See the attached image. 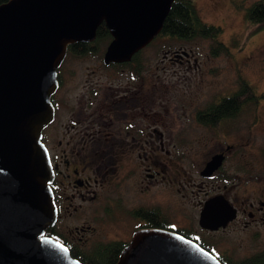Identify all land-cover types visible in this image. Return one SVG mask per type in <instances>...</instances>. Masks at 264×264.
Segmentation results:
<instances>
[{"label":"flooded vegetation","instance_id":"1","mask_svg":"<svg viewBox=\"0 0 264 264\" xmlns=\"http://www.w3.org/2000/svg\"><path fill=\"white\" fill-rule=\"evenodd\" d=\"M95 38L86 41L90 42V46L95 45L93 50L85 54L66 52L57 66L56 87L49 96L52 117L41 129L40 135L51 168L48 186L55 210L54 220L44 229V234L58 240L79 261L90 257L94 249L104 247H114L117 259L119 250L134 230L160 223L168 226L171 215L161 210L158 194L162 190L167 195L178 192L184 196L189 180L185 170L176 164L177 154L174 153L171 131L166 133L165 128L158 126V113L152 109L154 98L144 97L143 68H140L139 62L134 64L132 60L133 54L140 53L142 48L135 51L129 60L123 61L126 63L116 66L127 65L129 75L137 80L117 81L114 82L116 86L105 87L84 80L74 86L76 90L73 93L67 91V86L71 85L66 77L74 73L75 68H65L63 61L68 55L84 56L100 52L99 42L92 43ZM108 41L102 49V56ZM166 53L164 56L178 62L187 61L191 54L184 49H172ZM102 56L101 62L105 67L121 63H104ZM93 71L90 70L91 73ZM219 98L194 108L191 114L198 124L215 130L218 136L215 147L198 171L203 179L198 189L201 191V197L197 199L198 214L203 202L217 194L223 195L235 214L216 229L198 226L207 233L223 232L235 222L239 228L250 230L264 224V189L242 195L227 192L228 184L239 180V170L232 165L230 168L225 162L230 149L235 146L222 140L223 135L218 133V124L226 117L217 115L213 124L199 119L201 115L207 116V112L201 113L206 105ZM235 137L237 144L240 137ZM183 151L181 148L180 153ZM260 152V158L264 159V147ZM215 154L221 156L219 165L209 174L201 173ZM255 163L260 165L263 162L259 159ZM204 243L213 249L214 243L208 240ZM263 250L264 246L241 258L216 253L231 262Z\"/></svg>","mask_w":264,"mask_h":264},{"label":"water","instance_id":"2","mask_svg":"<svg viewBox=\"0 0 264 264\" xmlns=\"http://www.w3.org/2000/svg\"><path fill=\"white\" fill-rule=\"evenodd\" d=\"M172 0H5L0 2V264H82L44 234L55 217L41 129L67 44L90 41L103 22L111 38L104 63L123 62L160 31ZM215 154L202 168L219 165ZM221 194L207 198L197 223L216 229L234 217ZM113 264H222L176 230L132 232Z\"/></svg>","mask_w":264,"mask_h":264},{"label":"rangeland","instance_id":"3","mask_svg":"<svg viewBox=\"0 0 264 264\" xmlns=\"http://www.w3.org/2000/svg\"><path fill=\"white\" fill-rule=\"evenodd\" d=\"M192 1L202 21L221 27L215 39L157 36L142 47L138 56L143 68L144 97L154 98L152 109L158 113V126L165 128L166 133L171 131L176 164L189 178L184 196L178 192L167 195L161 190L159 205L166 215H171L167 227L180 228L195 238L211 241L215 252L241 258L264 246V224L247 230L234 222L225 231L213 233L204 232L198 226L197 199L201 197L198 189L203 180L198 171L215 147L218 136L215 130L198 124L191 114L194 108L237 88L240 81L250 85L257 95L256 101L243 104L235 115L219 122L218 133L223 135L222 140L235 144L225 162L239 170V180L228 184L227 192L242 195L264 189V159L260 152L264 147V23L250 22L244 16L245 7L255 0ZM107 41V38L98 41L100 52L67 56L63 66L75 68V72L66 77L71 85L67 86V91L73 93L74 86L84 80L97 82L99 87L137 80L129 75L127 65L105 67L102 64V49ZM215 41H222L227 51L210 53ZM172 49H184L191 54L187 61L170 60L164 55ZM236 135L240 137L237 144ZM181 148L184 153H180ZM259 159L263 162L260 165L255 163Z\"/></svg>","mask_w":264,"mask_h":264},{"label":"trees","instance_id":"4","mask_svg":"<svg viewBox=\"0 0 264 264\" xmlns=\"http://www.w3.org/2000/svg\"><path fill=\"white\" fill-rule=\"evenodd\" d=\"M2 1L5 0H0V2ZM244 16L250 22L264 23V1L255 0L250 3L244 9ZM220 32V26L201 20L198 14V10L192 0H172L169 10L162 21L160 31L154 37L163 35L170 38L191 39L200 36L215 39V37ZM95 35L96 38L94 41H92V43H95L99 40H105L106 38L110 37L109 32L103 22H100L97 25ZM90 45V42L86 41L71 42L67 44L66 52L68 54H85L95 48V45ZM220 51L226 52L227 46L222 41H215V43L210 47V53L217 54ZM138 54L139 51L134 53L132 56L134 64H137L139 62L138 58H136ZM122 63L126 62L112 64L117 66ZM249 99H254V101H256L257 95L256 93H254L250 85H248L245 81H240L237 88L227 94L220 96L217 101L211 102L206 105L201 113L207 112L208 114L205 117L201 115L199 119L201 122L213 124L217 115L226 118L231 117L235 115L243 106V104L247 103ZM158 226L168 228L165 224L162 223L158 224ZM174 230L197 242L202 248L215 255L223 264H264V250L257 252L250 257L227 262L212 248L208 247L203 240L195 238L183 229L178 228ZM114 253V247L96 248L92 251L90 257L80 259V262L82 264H113L116 260V255ZM71 256L73 257V255Z\"/></svg>","mask_w":264,"mask_h":264}]
</instances>
